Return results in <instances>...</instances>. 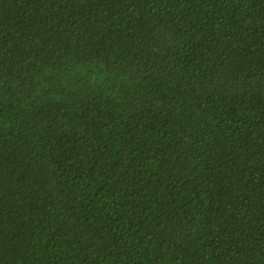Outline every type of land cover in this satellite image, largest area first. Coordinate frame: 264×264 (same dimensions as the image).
Instances as JSON below:
<instances>
[{
    "label": "trees",
    "instance_id": "1",
    "mask_svg": "<svg viewBox=\"0 0 264 264\" xmlns=\"http://www.w3.org/2000/svg\"><path fill=\"white\" fill-rule=\"evenodd\" d=\"M0 264H264V0H0Z\"/></svg>",
    "mask_w": 264,
    "mask_h": 264
}]
</instances>
